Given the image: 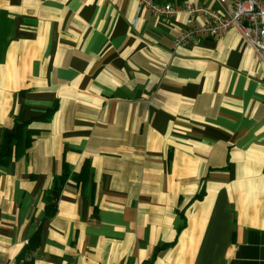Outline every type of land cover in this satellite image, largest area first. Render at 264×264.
<instances>
[{
  "label": "crops",
  "instance_id": "0c3cea01",
  "mask_svg": "<svg viewBox=\"0 0 264 264\" xmlns=\"http://www.w3.org/2000/svg\"><path fill=\"white\" fill-rule=\"evenodd\" d=\"M186 18L0 0V140L15 116L30 139L0 166V264H264V64L235 29L174 47Z\"/></svg>",
  "mask_w": 264,
  "mask_h": 264
},
{
  "label": "built area",
  "instance_id": "2783aa9c",
  "mask_svg": "<svg viewBox=\"0 0 264 264\" xmlns=\"http://www.w3.org/2000/svg\"><path fill=\"white\" fill-rule=\"evenodd\" d=\"M136 1L157 17L186 14L185 29L174 39V47L196 44L204 38H217L229 29H235L264 64L263 0H214L217 9L189 1L176 5L155 0ZM197 19L200 21L196 22Z\"/></svg>",
  "mask_w": 264,
  "mask_h": 264
},
{
  "label": "trees",
  "instance_id": "16d2710c",
  "mask_svg": "<svg viewBox=\"0 0 264 264\" xmlns=\"http://www.w3.org/2000/svg\"><path fill=\"white\" fill-rule=\"evenodd\" d=\"M27 122H23L19 117L15 116L12 127L2 130L0 140V166H7L9 162L18 155L22 154L24 150L29 146L30 139L27 133ZM87 164L84 163L80 174L75 176L74 179L82 180L86 179ZM68 176V168L66 167L63 173L55 179L54 190L52 195L55 197L60 189V186L64 183ZM54 210L48 211V215L53 214ZM37 238L31 240L29 245L20 254L19 259H25L27 253L37 248Z\"/></svg>",
  "mask_w": 264,
  "mask_h": 264
}]
</instances>
